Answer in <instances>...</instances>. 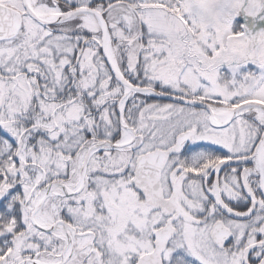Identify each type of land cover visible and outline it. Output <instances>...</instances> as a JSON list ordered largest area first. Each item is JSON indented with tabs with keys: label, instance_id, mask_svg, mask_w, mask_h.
<instances>
[{
	"label": "snow or ice",
	"instance_id": "6c2138e0",
	"mask_svg": "<svg viewBox=\"0 0 264 264\" xmlns=\"http://www.w3.org/2000/svg\"><path fill=\"white\" fill-rule=\"evenodd\" d=\"M0 264H264V0H0Z\"/></svg>",
	"mask_w": 264,
	"mask_h": 264
}]
</instances>
